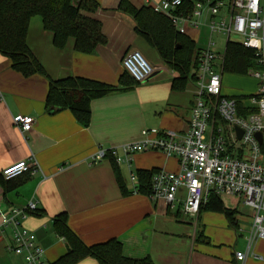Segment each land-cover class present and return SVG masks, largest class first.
<instances>
[{"label":"crops","instance_id":"obj_1","mask_svg":"<svg viewBox=\"0 0 264 264\" xmlns=\"http://www.w3.org/2000/svg\"><path fill=\"white\" fill-rule=\"evenodd\" d=\"M96 1L99 3L96 11L82 12L101 21L107 37V43L98 45L94 52L77 51L73 38L63 48L55 46L53 33L44 27L40 15L32 16L29 21L27 45L47 76L39 73L24 76L0 52V172L5 166L27 160L31 155L38 162V168L24 173L18 182L0 183L2 209L23 207L30 201L37 204V210L43 215L31 213L23 226L36 234L49 262L67 252V242L53 227V217L66 212L70 227L86 244L117 238L128 257L149 256L156 264H237L236 251H244L246 264H264V239H254L248 248L252 214L245 217L238 207L232 208L226 203L222 195L219 196L225 206L236 209L234 222L223 212L207 209L209 198L199 214L192 217L183 211L180 203L168 206L162 200L133 191L131 172L179 171L175 156L145 150L135 153L130 165L119 164L129 188L127 195L120 190L110 158L92 161V155L99 148L140 141L144 130L149 138L169 131H187L194 90L191 81L183 90L172 88L177 72L135 31L133 18L118 10L120 0ZM131 1L141 7L159 0ZM191 29L194 27L188 30ZM186 34L194 40L188 31ZM226 45L225 40V49L220 52L216 43L215 51L224 53ZM196 47L201 48L197 43ZM132 50H139L156 67L155 72L131 89L92 100L88 126L82 125L70 109L56 112L46 109L49 79L83 76L117 85L125 70L123 58ZM225 73L231 72L223 71V94L239 99L244 111H252L250 99L257 92L256 79L253 77L250 87L249 82L247 86L243 79L234 77L238 85L234 93L225 83ZM18 115L34 118L29 131L21 132L17 127L14 118ZM10 237V231L0 226V264H28L23 255L8 249ZM76 264L99 262L86 257Z\"/></svg>","mask_w":264,"mask_h":264},{"label":"built area","instance_id":"obj_2","mask_svg":"<svg viewBox=\"0 0 264 264\" xmlns=\"http://www.w3.org/2000/svg\"><path fill=\"white\" fill-rule=\"evenodd\" d=\"M187 0H159L153 3L155 11L168 17L181 33L190 27L208 26L210 34L240 37L244 47L255 50V67L247 71L258 81L257 92L250 99L254 109L245 112L236 98L223 94L225 52L215 51L212 37L196 55V68L190 81L194 85L193 103L187 131H169L165 135L144 138L121 146L99 148L91 157L93 162L113 158L117 164L130 165L137 152L159 150L175 156L179 171L160 169L151 178L148 196L162 200L168 206L182 205L183 211L196 217L211 194L233 196L252 208V227L248 248L254 239H264V0H205L196 1L187 12ZM206 20H208L206 22ZM125 70L137 81H146L156 70L139 51L132 50L123 58ZM243 110V111H242ZM14 122L21 132L29 131L34 118L18 115ZM237 128L242 130L239 138ZM263 134L260 143L256 133ZM64 167V166H63ZM61 167V169L63 168ZM38 168L34 155L5 166L2 175L12 179ZM137 192L135 172L130 173ZM0 195V226L11 233L8 249L23 255L28 264H50L45 250L38 244L36 234L23 226V221L37 210L30 201L26 206L2 209ZM246 252L236 251L237 264H246Z\"/></svg>","mask_w":264,"mask_h":264},{"label":"trees","instance_id":"obj_3","mask_svg":"<svg viewBox=\"0 0 264 264\" xmlns=\"http://www.w3.org/2000/svg\"><path fill=\"white\" fill-rule=\"evenodd\" d=\"M196 1L205 0H187L185 3L187 12L192 10ZM98 8L99 3L96 0H0V52L9 57L12 68L24 76L35 73L47 76L44 67L27 45L31 17L34 15L42 17L44 27L53 33L55 46L63 48L69 38H73L77 51L92 53L98 45L107 43V37L103 34L101 21L82 12H94ZM118 10L133 18L135 31L157 50L161 59L171 69L177 72L172 80V88L185 89L190 82L193 69L196 68L198 49L194 40L187 34L179 33L170 19L155 11L152 5L137 7L131 0H120ZM178 46L180 48H177ZM255 56L254 49L229 40L223 69L231 73L246 74L250 68L255 67ZM138 83L126 70L121 73L117 85L83 76L49 79L46 109L49 112L70 109L82 125L88 126L91 121L92 100L126 91ZM110 159L122 194H129L119 164L113 158ZM156 171L139 169L135 172L138 193L149 194L151 178ZM22 175L5 179L0 172V183L5 185L18 182ZM206 208L223 212L231 222H234L233 215L236 209L225 206L219 195L211 194ZM32 213L43 215V212L38 210ZM53 227L67 242V252L50 264H76L86 257L95 258L99 264H156L149 256L144 258L125 256L123 245L117 238L92 245L86 244L70 227L66 212L53 217Z\"/></svg>","mask_w":264,"mask_h":264},{"label":"rangeland","instance_id":"obj_4","mask_svg":"<svg viewBox=\"0 0 264 264\" xmlns=\"http://www.w3.org/2000/svg\"><path fill=\"white\" fill-rule=\"evenodd\" d=\"M207 21L208 20H206V22ZM188 32H189V35L192 36V38L196 41L198 46L201 47V48L206 47L207 44H208V40L210 39V37H212V35L210 34L209 27L205 26V25H202L198 29L194 28V29H191V31L188 30ZM225 38L226 37L224 35L218 34L217 32H215L213 34V39L217 43V47L216 48L219 49L220 52H223L224 49H225V40H226ZM231 39L234 40V41H239L240 37L236 36V35H232ZM220 54H222V53H220ZM224 77H225V83L228 84V86L230 87L229 91H234V93L236 92L235 90L238 89V85L235 82V80L233 79L234 77H240L241 79H243L247 86H248V82H249L250 83V87H252V84L254 83V78L251 75L235 76V75H232L231 73H225ZM240 83L241 82H239V84ZM222 198L224 199V201L226 203H229L232 208L238 207V210L245 217H248V215L252 214V208L250 206H246L244 203H242L240 201H237L236 197L222 195ZM233 198L238 203L236 201H234ZM176 206H177V203H176Z\"/></svg>","mask_w":264,"mask_h":264},{"label":"water","instance_id":"obj_5","mask_svg":"<svg viewBox=\"0 0 264 264\" xmlns=\"http://www.w3.org/2000/svg\"><path fill=\"white\" fill-rule=\"evenodd\" d=\"M177 48H180V46H178ZM150 77H151V76H150ZM237 131H238L239 138H240L241 135H242V130L239 129V128H237ZM256 136H257V138L259 139L260 143H262V142H263V134H262L261 132H258V133H256Z\"/></svg>","mask_w":264,"mask_h":264}]
</instances>
